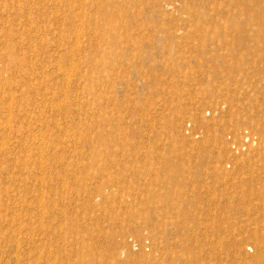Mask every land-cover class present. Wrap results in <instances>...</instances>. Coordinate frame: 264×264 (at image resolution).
<instances>
[{"label":"rangeland","instance_id":"rangeland-1","mask_svg":"<svg viewBox=\"0 0 264 264\" xmlns=\"http://www.w3.org/2000/svg\"><path fill=\"white\" fill-rule=\"evenodd\" d=\"M0 79V264H264V0H0Z\"/></svg>","mask_w":264,"mask_h":264},{"label":"bare ground","instance_id":"bare-ground-1","mask_svg":"<svg viewBox=\"0 0 264 264\" xmlns=\"http://www.w3.org/2000/svg\"><path fill=\"white\" fill-rule=\"evenodd\" d=\"M10 1H11V0H10ZM42 1H43V0H42ZM59 1H60V0H59ZM42 6H43V5H42ZM55 7H56V6H55ZM48 8H49V7H48ZM75 8H76V7H75ZM74 10H75V9H74ZM74 10H72V11H74ZM27 11H28V10H27ZM41 12H42V11H41ZM29 14H30V11H29ZM54 14H55V12H54ZM30 15H31V14H30ZM30 15H29V16H30ZM55 16H56V14H55ZM27 17H28V16H27ZM75 17H76V16H75ZM55 18H56V17H55ZM26 20H27V19H26ZM56 20H57V19H56ZM79 23H80V22H79ZM37 32H38V31H37ZM30 42H31V41H30ZM76 43H77V42H76ZM19 46H20V45H19ZM79 48H80V47H79ZM78 51H79V49H78ZM78 51H77V52H78ZM78 53H79V52H78ZM76 54H77V53H76ZM79 56H80V55H79ZM74 57H75V56H74ZM75 58H76V57H75ZM13 60H14V59H12L11 62H10V64H9V66H10L11 69H15V68H16V64H15V62H14ZM67 62H68V61H67ZM57 63H58V62H57ZM69 64H70V63H69ZM76 64H77V63H76ZM76 64H75V65H76ZM65 65H66V64H65ZM71 65H73V64H71ZM61 67H62V65H61ZM72 67H73V66H72ZM74 67H75V66H74ZM74 67H73L72 69H71V67H69V68L71 69L70 71L73 72ZM76 67H77V65H76ZM76 67H75V68H76ZM18 68H21V66L18 67ZM21 69H22V68H21ZM59 69H60V68H59ZM59 69H58V70H59ZM62 69H63V68H62ZM65 69H66V68H65ZM76 70H77V72H78V68H77ZM68 71H69V70H68ZM22 72H24V70H22ZM60 72H61V70H60ZM62 72H63V71H62ZM74 72H75V74H73V75L75 76V75H76V71H74ZM66 73H67V72H66ZM70 73H71V72H70ZM42 75H43V74H42ZM65 75H67V74H65ZM73 75L70 74L69 77H71V76H73ZM39 77H40V76H39ZM42 77H43V76H42ZM69 77H68V79H70ZM72 78H73V77H72ZM32 79H33V78H32ZM66 79H67V78H66ZM13 80H14V79H13ZM0 81H1V79H0ZM67 82H68V84H66V85H69V81H67ZM12 84H13V82L10 83V85H12ZM0 85H1V84H0ZM3 85H4V84H3ZM13 86H14V85H13ZM11 87H12V86H11ZM9 88H10V87H9ZM14 88H15V87H14ZM12 89H13V88H12ZM12 89H11V90H12ZM65 89H66V88H65ZM8 90H9V89H8ZM62 90H63V89H62ZM1 91H2V90H1ZM11 92H12V91H10V94H11ZM14 93H15V92H14ZM53 94H54V93H53ZM60 94H61V93H60ZM64 94H65V92H64ZM6 95H7V94H6ZM12 95H14L13 92H12ZM12 95H11V97H10V95H9V97H10V100L13 101L14 99H12V98H13L14 96H12ZM6 97H7V96H6ZM52 98H53V97H52ZM66 98H67V97H66ZM33 99H34V98H33ZM8 100H9V99H8ZM62 102H63V101H62ZM64 102H65V101H64ZM12 103H13V102H12ZM58 103H59V102H58ZM65 103H66V102H65ZM7 105H8V103H7ZM55 105H56V104H55ZM4 106H5V105H4ZM8 106H9V110H10L11 105L9 104ZM57 106H58V105H57ZM40 108H41V107H40ZM58 108H59V107H58ZM30 110H31V109H30ZM64 112H65V111H64ZM6 113H7V112H6ZM42 113H43V111H42ZM261 113H263V112H261ZM263 114H264V113H263ZM261 117H262V116H261ZM8 118H9V117H8ZM10 119H11V117H10ZM65 119H66V118H65ZM261 120H262V119H261ZM8 122H9V120H8ZM4 123H5V122H4ZM255 123H256V122H255ZM258 123H260V122H258ZM39 125H40V124H39ZM39 125H38V126H39ZM42 125H43V124H42ZM258 125H260V124H258ZM56 126H57V125H56ZM9 127H10V125H9ZM43 128H44V127H43ZM78 132H79V131H78ZM46 133H47V132H46ZM79 134H80V133H79ZM263 134H264V132H263ZM6 135H7V134H6ZM39 135H40V134H39ZM42 137H44V136H42ZM58 141H59V140H58ZM43 142H44V141H43ZM42 144H43V143H42ZM43 145H44V144H43ZM43 148H44V147H43ZM45 149H46V148H45Z\"/></svg>","mask_w":264,"mask_h":264},{"label":"built area","instance_id":"built-area-1","mask_svg":"<svg viewBox=\"0 0 264 264\" xmlns=\"http://www.w3.org/2000/svg\"><path fill=\"white\" fill-rule=\"evenodd\" d=\"M244 141L249 146H256V144L258 143L257 138L254 135H252L248 130L245 131ZM232 146H233V144H232ZM233 147H236V146H233ZM243 149H245V148H243Z\"/></svg>","mask_w":264,"mask_h":264}]
</instances>
